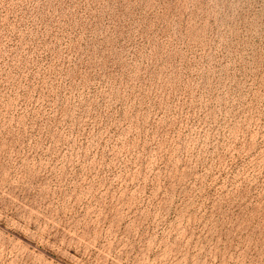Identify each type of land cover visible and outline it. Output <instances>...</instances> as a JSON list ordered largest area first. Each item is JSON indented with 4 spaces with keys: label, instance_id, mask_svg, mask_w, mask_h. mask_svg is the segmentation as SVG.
Segmentation results:
<instances>
[{
    "label": "rangeland",
    "instance_id": "1",
    "mask_svg": "<svg viewBox=\"0 0 264 264\" xmlns=\"http://www.w3.org/2000/svg\"><path fill=\"white\" fill-rule=\"evenodd\" d=\"M0 264H264V0H0Z\"/></svg>",
    "mask_w": 264,
    "mask_h": 264
}]
</instances>
